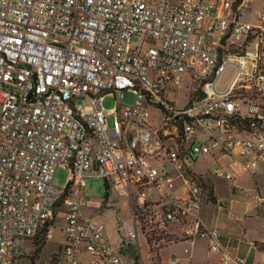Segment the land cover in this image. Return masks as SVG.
<instances>
[{
  "label": "built area",
  "instance_id": "built-area-1",
  "mask_svg": "<svg viewBox=\"0 0 264 264\" xmlns=\"http://www.w3.org/2000/svg\"><path fill=\"white\" fill-rule=\"evenodd\" d=\"M253 3L0 0V264H27L59 220L63 244L45 264H122L141 239L138 264L195 240L220 264H248L201 209L218 178L264 211V192L237 187L235 170L264 174V5ZM59 168L71 171L63 186ZM92 178L105 201H128L116 245L84 194Z\"/></svg>",
  "mask_w": 264,
  "mask_h": 264
},
{
  "label": "rangeland",
  "instance_id": "rangeland-1",
  "mask_svg": "<svg viewBox=\"0 0 264 264\" xmlns=\"http://www.w3.org/2000/svg\"><path fill=\"white\" fill-rule=\"evenodd\" d=\"M264 5V0H254L253 8L255 10L260 9ZM134 43H138V39L134 38ZM231 78V73H227V75L222 79L219 86L225 85L229 79ZM134 95L131 92L125 91L122 96V103L125 105H131L134 102ZM103 105L106 109H111L115 106V99L113 96H106L103 99ZM109 125L111 124V118H108ZM212 164V161L209 157H201L196 162L194 169L203 174ZM237 179L236 185L241 188H250L254 189L255 187L264 188V174L258 173L255 176H252L248 171H245L241 168H236ZM71 175V171L69 169L59 168L56 171L54 177V183L59 186H63L66 184L68 177ZM86 186L84 188V194L86 196L91 197L93 201V211L95 214L98 211H102V216L100 219L104 224L105 235L108 237L109 242L112 245H116L120 237L117 233V229L119 224L126 223L128 228L132 227V219L130 216L128 201L125 198L119 197L117 201H115L116 196L114 194H110L106 201V187L105 181L103 179L92 178L87 179ZM213 185L215 189H230L231 191H235L236 196L235 199H239L241 204L237 205L235 208H228L227 212L229 217L234 219L235 216H242L241 211L247 201H249L250 196L240 189H234L227 181L222 179L213 178ZM88 211H92L86 209ZM92 211V212H93ZM212 217L213 214H210ZM61 225L62 222L59 220L55 223L51 230V236L47 242H45L42 246H40L33 255L28 256L27 264H45L46 261L49 260L50 256L58 251V247L63 244V237L61 233ZM244 238H247L249 241L251 240L246 235H243ZM139 249L135 246H130L128 249H125L120 253V257L122 260V264H138L135 262V259H142L148 263L146 259L147 248L144 241L141 239L139 243ZM138 256V257H137ZM170 256H174L183 261L188 258L192 259L191 264H220L219 259L217 258L216 253L209 252L207 250L206 242L204 240H195L193 243L190 241H182L177 244H172L163 248L160 251V259L162 264H166L168 258ZM137 260V261H138ZM251 260H256V257H251Z\"/></svg>",
  "mask_w": 264,
  "mask_h": 264
},
{
  "label": "crops",
  "instance_id": "crops-1",
  "mask_svg": "<svg viewBox=\"0 0 264 264\" xmlns=\"http://www.w3.org/2000/svg\"><path fill=\"white\" fill-rule=\"evenodd\" d=\"M257 190L264 192V188ZM235 196V191L230 189H212L211 201L202 205V220L208 228L219 231L221 246L231 254L244 257L248 264H264V211L256 210L250 197L241 211L242 216H235L232 219L228 216L230 212L226 213V210L241 204ZM243 235L251 239L250 243L242 241ZM216 255L219 259V255ZM251 257H256V260L252 261ZM191 262V258L183 263L179 259L178 264Z\"/></svg>",
  "mask_w": 264,
  "mask_h": 264
},
{
  "label": "trees",
  "instance_id": "trees-1",
  "mask_svg": "<svg viewBox=\"0 0 264 264\" xmlns=\"http://www.w3.org/2000/svg\"><path fill=\"white\" fill-rule=\"evenodd\" d=\"M105 187H106V185H105ZM211 196H212V189H211Z\"/></svg>",
  "mask_w": 264,
  "mask_h": 264
},
{
  "label": "water",
  "instance_id": "water-1",
  "mask_svg": "<svg viewBox=\"0 0 264 264\" xmlns=\"http://www.w3.org/2000/svg\"><path fill=\"white\" fill-rule=\"evenodd\" d=\"M223 41H224V39H223Z\"/></svg>",
  "mask_w": 264,
  "mask_h": 264
}]
</instances>
